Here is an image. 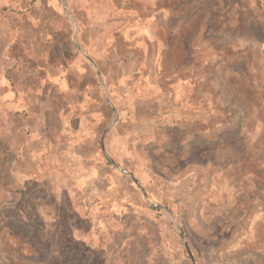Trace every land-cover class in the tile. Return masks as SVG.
I'll return each mask as SVG.
<instances>
[{"label": "rangeland", "instance_id": "rangeland-1", "mask_svg": "<svg viewBox=\"0 0 264 264\" xmlns=\"http://www.w3.org/2000/svg\"><path fill=\"white\" fill-rule=\"evenodd\" d=\"M0 264H264V0H0Z\"/></svg>", "mask_w": 264, "mask_h": 264}]
</instances>
